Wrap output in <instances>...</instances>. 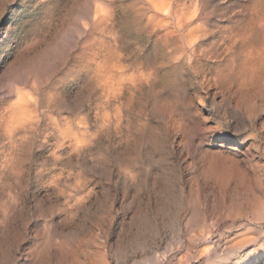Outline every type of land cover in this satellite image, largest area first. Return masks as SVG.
<instances>
[{
	"label": "bare ground",
	"instance_id": "1",
	"mask_svg": "<svg viewBox=\"0 0 264 264\" xmlns=\"http://www.w3.org/2000/svg\"><path fill=\"white\" fill-rule=\"evenodd\" d=\"M10 1L0 4V39L9 34ZM185 1H124L123 11L149 40L156 58L150 60L143 49L139 56L122 53L109 0H75L73 18L56 35L71 42L68 55L90 50L72 61L85 70L73 80L87 77L95 85L80 95L72 81L56 102L41 89L59 63L46 49L29 47L1 70L0 100L11 98L0 115V264H223L224 256L230 264L258 262L264 11L213 29L211 15ZM162 53L195 79L191 124L160 99ZM204 97L207 111L195 107ZM135 103L142 108L136 120L127 115ZM51 105L84 116L49 145L42 163L66 174L40 173L32 183L27 174L39 162L33 108ZM240 219L249 224L239 231L258 233L209 235L213 225L232 228ZM196 229L203 233L193 235Z\"/></svg>",
	"mask_w": 264,
	"mask_h": 264
},
{
	"label": "rangeland",
	"instance_id": "2",
	"mask_svg": "<svg viewBox=\"0 0 264 264\" xmlns=\"http://www.w3.org/2000/svg\"><path fill=\"white\" fill-rule=\"evenodd\" d=\"M4 1L6 0H0V4ZM109 1L112 4L110 10H115L113 12H116L115 16L118 19L116 23V26H118L116 27V32H119L118 43L122 53L130 57L139 56L141 53L140 50L143 49V51L151 57V48L150 45H148L149 40L146 39V36L139 34L136 27L132 25L129 15L122 9V6L126 2H133L134 0ZM9 3L7 9V13L9 14L7 18L10 19L9 34L7 37L0 39V72L2 69L5 70L11 62L18 60L27 48L34 47L36 53L46 49V52H49L48 54L52 62L59 60L57 65L52 64L53 67L51 65V70H53L54 75L48 81L47 88H41L47 92V97H50L54 102H56L58 98L57 94L63 90L65 91V85L68 82L72 81V92L75 96L76 94H82L83 90H86V86L91 85L92 88L95 87L94 84L89 82L87 77L84 78L81 76L73 80L74 75H82L85 73V70L82 68L81 63L72 64V61H80L86 57H90V50L88 48L84 50L79 47L75 49L72 54L68 55L64 47L70 45L71 42L69 41V43H66V38L62 41L59 39V35H56L58 31L64 28V25L67 24L66 22H69L71 18H73L75 0H11ZM185 4L190 8L192 7L191 9L196 7L210 14V27H215L213 29H216L223 23L225 25V23L231 21V19L234 22L237 20H244L256 11H264V0H193V2L186 0ZM94 5L97 6L96 3ZM193 10H195V8ZM120 16L123 18L121 19ZM145 46H147V48ZM162 54L163 56L160 55V57H158V61L162 62L160 78L162 84L159 83L158 88L161 91L160 99L163 105L171 106L177 110V113L180 114L181 121L188 120L187 122L191 124L190 121L196 118V109L190 107L188 102L197 91L195 79L189 71L183 68H172L169 64V54ZM159 58L161 60H159ZM150 60H156V58L152 56ZM166 66L169 67L167 68ZM37 73L40 76H42L41 74L45 75L41 70L37 71ZM42 79H44L43 76ZM74 81L77 83L74 84ZM85 83H87V85ZM36 88H39V86ZM10 98L11 96H5L3 100H0V115L4 113V110L10 102ZM37 98V96H32V102L36 103L34 101L37 100ZM196 103L197 105H195V107H202L205 111L209 110L206 97L197 99ZM94 106L95 104L92 107ZM33 110V120L36 124L35 134L37 135L35 142L36 160L39 158V162L37 164L35 162V165L32 166L30 172H28L27 178L30 182L35 183L36 177L40 173L42 175H47V173L61 172L62 169L64 170V168L58 170V168L53 167L51 163L45 167L42 166L45 158H50V154L46 153L47 148L68 130L73 131V126L70 122L76 125L81 118H83L84 113L82 114L80 111H76L75 114L69 115L66 110L57 109L55 105H51L49 109L45 108L44 110H42L40 106H35ZM141 110V104L135 103V105L130 107V113L127 115L131 114V119L136 120L139 118L138 115ZM148 111L149 110H146V112ZM141 122L144 121L142 120ZM260 127H263V125L259 126V128ZM63 172L66 174L65 170ZM225 224L227 226L224 225V221H222L219 222L218 225H213L209 235L228 237L232 234H241L243 237H251L258 233L254 229L252 230L249 228L239 231L240 225L249 224L242 219L238 220L236 225L232 228L228 227L229 224ZM250 227L254 228V225ZM199 233H203V230H193V235L196 236ZM237 255H239V252H237L235 256ZM257 257L259 258L257 260L258 262H252L251 264H264L262 263L264 261V249H261L257 253ZM224 258L223 264H230V260L226 258V256H224ZM193 260V263L197 261V259Z\"/></svg>",
	"mask_w": 264,
	"mask_h": 264
}]
</instances>
